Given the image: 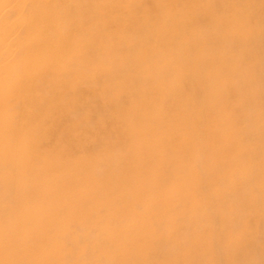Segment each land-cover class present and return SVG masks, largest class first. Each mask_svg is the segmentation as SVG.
I'll list each match as a JSON object with an SVG mask.
<instances>
[{"label": "rangeland", "instance_id": "1", "mask_svg": "<svg viewBox=\"0 0 264 264\" xmlns=\"http://www.w3.org/2000/svg\"><path fill=\"white\" fill-rule=\"evenodd\" d=\"M53 2L0 84V264H264V0Z\"/></svg>", "mask_w": 264, "mask_h": 264}, {"label": "bare ground", "instance_id": "2", "mask_svg": "<svg viewBox=\"0 0 264 264\" xmlns=\"http://www.w3.org/2000/svg\"><path fill=\"white\" fill-rule=\"evenodd\" d=\"M159 1L164 2L167 0H162V1L159 0ZM52 2L53 0H0V64H1L0 68H2L0 71V75L2 74L1 76L2 79L0 78V84L2 86L4 85L3 86L4 88L5 86L10 85V82H9L10 79H12L13 81L14 79L17 78L16 79L17 84L14 87V90L10 92L9 96L7 95L8 96L7 99L9 100V102L14 101V100L16 101L21 100L20 103H24V102L27 103V99L29 98L28 95H32L34 92H30V91L23 92L25 91L24 85L26 86L29 85L33 88L34 87L37 88V83L41 77V73H44L45 75L46 73L50 71L49 70L50 68L48 69L46 67H42L43 64L41 65L39 62L40 59L38 61L36 60V57L39 54H41L45 50H47L50 54H52V56L59 55L61 53L60 47L58 46L60 45L59 44L60 40L58 42V38L56 37L57 35L56 30H54L55 32L54 31L52 32L53 34L51 33L52 36L49 35L43 40L33 39L34 36L30 33L31 30H37V31L39 30L43 32L47 30H52L55 27H57L59 24L61 25L62 23L74 21V19H71L69 16H66V15H65L66 17L63 16V13L61 12L58 6L51 7V8L49 6H48L49 8L42 7V4H49ZM67 8L68 7H66V9ZM185 11L186 13L188 12L187 10ZM60 12L62 13V15ZM53 42H56V43H53ZM8 47L10 48L9 52L5 50ZM16 61L24 63L26 65L27 72L24 71L23 69H19V70L14 69L15 66L13 67V64ZM53 68L56 69L57 65H54ZM33 71L35 75L33 74L31 76L30 73ZM57 71H58V68H57ZM23 73L25 74V78H24L25 80L23 79L21 81L19 79L21 78V75ZM54 84L55 82H53L52 84L55 87ZM147 87H149V85L145 84L135 91L144 92L148 90ZM150 90L151 92H154L155 94L159 96L171 95L169 94L170 91L160 90L158 86H156V88L154 89L151 88ZM76 91H79V89ZM133 93L134 92L129 91L125 88V91H121V94L120 92H118L116 97H122V96L128 97V94L132 95ZM32 97H34V95ZM140 103H142V101L137 99V103L134 106L130 104H127L125 106V103H124L118 107L124 112L126 111V112H129L130 114L131 113L135 114L136 119H137L139 116H137L138 114L136 113V110ZM125 121L127 123L129 130L131 129V131H134V132L136 131L138 133L143 129L146 131V134L150 136V130L153 128L151 121L150 122L146 121L145 124H143L142 122L135 124L133 123L131 118ZM149 151L150 152L148 154L150 158L151 159L154 158L156 152H153L150 149ZM18 216L23 217V214H20Z\"/></svg>", "mask_w": 264, "mask_h": 264}]
</instances>
